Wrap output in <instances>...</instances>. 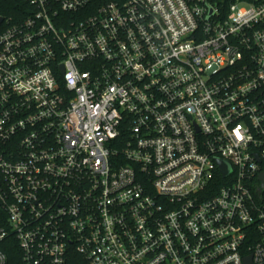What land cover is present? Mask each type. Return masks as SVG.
I'll use <instances>...</instances> for the list:
<instances>
[{
  "label": "built area",
  "instance_id": "2783aa9c",
  "mask_svg": "<svg viewBox=\"0 0 264 264\" xmlns=\"http://www.w3.org/2000/svg\"><path fill=\"white\" fill-rule=\"evenodd\" d=\"M13 246L264 264V0H0V264Z\"/></svg>",
  "mask_w": 264,
  "mask_h": 264
},
{
  "label": "trees",
  "instance_id": "16d2710c",
  "mask_svg": "<svg viewBox=\"0 0 264 264\" xmlns=\"http://www.w3.org/2000/svg\"><path fill=\"white\" fill-rule=\"evenodd\" d=\"M7 264H21L20 254L16 246L8 248L6 251ZM66 264H88L81 256L76 253L68 255Z\"/></svg>",
  "mask_w": 264,
  "mask_h": 264
},
{
  "label": "water",
  "instance_id": "95a60500",
  "mask_svg": "<svg viewBox=\"0 0 264 264\" xmlns=\"http://www.w3.org/2000/svg\"><path fill=\"white\" fill-rule=\"evenodd\" d=\"M220 167H221V169H222V173H223L224 175H226V174L229 173V167H228L226 164L221 163V164H220Z\"/></svg>",
  "mask_w": 264,
  "mask_h": 264
}]
</instances>
